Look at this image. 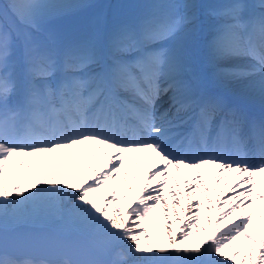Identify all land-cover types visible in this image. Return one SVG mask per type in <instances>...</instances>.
Masks as SVG:
<instances>
[{"label":"snow or ice","instance_id":"snow-or-ice-1","mask_svg":"<svg viewBox=\"0 0 264 264\" xmlns=\"http://www.w3.org/2000/svg\"><path fill=\"white\" fill-rule=\"evenodd\" d=\"M68 7L48 0L0 3V264H38L9 253V220L26 208L66 210L106 247L119 249L106 264H264V223L257 228L253 222L254 215L264 220L257 208V201L264 207V118L247 117L185 78L186 39L196 19L189 6H151L103 37L34 35L52 9ZM209 14L218 21L210 60L244 61L218 67L217 78L247 81L264 99V10L252 12L245 0H227L211 6ZM158 101L169 105L159 115ZM66 152V165L45 170L50 156ZM14 157L28 158V167L21 159L24 175L10 182L5 169ZM36 157L43 158L39 166ZM126 159L136 161L138 190ZM34 169L40 174L25 185ZM205 169L217 187L226 182L220 195L231 196L218 198L226 210L214 221L204 216L199 226L200 211L210 209L201 201L192 211L191 202L200 194L213 203ZM173 170L190 175L180 182ZM9 171H17L14 164ZM118 177L124 178L121 195ZM158 211L165 224L153 241L145 222Z\"/></svg>","mask_w":264,"mask_h":264},{"label":"bare ground","instance_id":"bare-ground-1","mask_svg":"<svg viewBox=\"0 0 264 264\" xmlns=\"http://www.w3.org/2000/svg\"><path fill=\"white\" fill-rule=\"evenodd\" d=\"M52 0H48L50 2ZM264 9H261L260 6H252L251 10L252 12H260ZM106 32H108V28L106 27ZM214 35V34H213ZM213 35L209 37L208 40V45L209 42L212 40ZM202 74H197V78L195 81H191V75L185 77L189 81L193 82V84L200 83L201 88L202 85L205 83V80L208 81L210 87H204L202 93L205 95H214V96H222L224 99L229 100V104H232L231 102H235L240 105H244L247 110L253 114L249 106L252 107L255 110H260V112H264V99L261 98L260 93L258 89H250L248 87V82L247 81H232V80H227V79H218L216 76L217 68H231L234 65L242 64L244 61L242 60H230L226 62H222L219 65L214 64L209 57L208 54H204L202 56ZM171 94L169 93V96ZM224 95L227 97L225 98ZM164 99H167L166 97ZM169 105L168 104H161V102L158 101L157 107H158V113L162 112L164 108H167ZM230 107L236 108V105H231ZM240 108V107H237ZM243 111V109H242ZM256 115V114H253ZM258 116V115H256ZM253 117V116H252ZM258 120V119H257ZM180 155H183V152L178 153ZM23 159L25 162V168L28 167L27 164V159L24 157H14L13 160L10 162L9 168L5 169L6 176H8L9 181L11 182L12 180L18 178L20 175H24V169H21L19 167V162L20 160ZM37 166H39L43 162L42 157H36L34 158ZM70 159L69 153H64L60 156L53 155L48 158V161L45 164V170H47L50 166L54 165L57 162H61L62 164H67V161ZM76 160L80 159L79 152L77 151L76 153ZM15 165L17 171L15 173H10L9 169L11 168L12 165ZM140 164V169L141 171L144 170L146 167L145 162L141 160L139 162ZM126 166L129 171V180L133 183V187L135 190H138L139 184L135 178L134 175V170L136 167V161L132 159H126ZM53 174H55V168L52 167ZM205 172V179L208 181V187L211 190L212 193V204H208V199L207 197L198 194L197 199L195 201H192V205L194 206L192 208V211H198L199 209L195 207L199 202H203V207L210 209L209 211H200V216H201V221L199 226H203L206 222L203 220L204 216H210L213 218V221L216 218L217 212L218 211H224L226 210L225 207H220L218 204V198L219 199H227L228 197L231 196V192L229 191L226 195L221 196L220 194L223 192L225 188L226 182H222L219 187H217L210 178L209 171L207 169L204 170ZM35 169L33 172L28 173V179L25 181V185H27L36 175H39ZM173 177L177 180L182 182L183 179H185L188 175H190V172L188 170H185V175H181L180 173H176L174 170L172 171ZM123 177H118L116 184L118 186V195L123 194L125 191V186L123 185ZM113 181H109V184H112ZM183 186V185H182ZM169 191H171L170 186ZM242 190V189H241ZM171 196L169 195V206L171 207ZM185 204L188 203L187 200L184 201ZM257 208L260 209L261 211H264V207H262L259 202L257 201ZM9 213L10 216L13 213V209L11 206H9ZM190 212H184L182 213L183 216H190ZM239 213H237L238 215ZM30 217V219H28ZM234 218V217H233ZM254 226L258 228V226L261 223H264V220H261L259 216L254 215ZM36 224L38 226V230H35L34 232H31L32 230H27V226L30 224ZM64 223H66L69 226H72V224H77L78 227H80V233L82 235L87 236V243L86 245L95 247V251L97 252V256L101 257L102 259H99L98 263L95 264H106V262L112 260L115 257V253L119 250L116 248H108L105 246L103 239L97 236H94L87 232L81 225H79L77 222H75L67 213L66 210L56 212L55 210H48L45 208H26L23 210H18L16 212V219L9 220L8 227H13L11 229H8L7 234H20V233H27L29 232V236H44L46 241L50 245V249L54 253L52 255L54 258L49 259L46 257H36V256H24L20 258H29L31 260L37 261L38 264H62L64 261H74V260H89L86 258L85 253H83L82 250H74L75 248L65 239V236H67L69 233L68 230H65L63 226ZM148 227H149V232L152 234V239L155 241L158 238V235L163 232V226L165 224V221L163 220V214L162 212H156L153 213L152 217L149 218L145 222ZM169 226L176 227L177 229L183 227L182 222H176L173 224L171 221L168 222ZM211 227V225H209ZM222 227V225H221ZM25 228V229H24ZM63 233V235L59 234ZM37 233V234H36ZM258 235V232L256 233ZM163 240L166 242L167 237L164 236ZM83 247L85 245L82 243L81 244ZM16 254V253H15ZM107 257V258H104ZM42 260H41V259Z\"/></svg>","mask_w":264,"mask_h":264},{"label":"rangeland","instance_id":"rangeland-1","mask_svg":"<svg viewBox=\"0 0 264 264\" xmlns=\"http://www.w3.org/2000/svg\"><path fill=\"white\" fill-rule=\"evenodd\" d=\"M129 0H52L50 3L52 4H60V5H69L72 7L68 8H55L52 9L50 12V15L42 22L41 24V30L39 32L34 33V35L38 39H45L48 35H54L59 39L62 40H68V38H65L67 34H69V26H70V20L75 15H82L85 12L90 11V15L88 16V22L86 23V27L88 28V31L86 32L88 35V32L96 33L97 31H101V34L103 33V24L106 20L107 10L110 7L112 12H121L122 18L119 20H123L124 23L129 22L128 17L125 16L124 12L126 10V6ZM146 1V0H143ZM156 3L155 5L151 2ZM163 2H160V0H148L147 2V11L150 10L151 6H160L165 4H171V3H177V4H185L189 7L186 9V11L189 14H192L195 16V24L194 29L197 28L193 33H196V41H198L197 44L198 47L193 52H188V58L191 60V62H194V64H199L198 56H201L203 52H206V54L209 53V50H207V40H209V37L213 35L214 28L216 24L218 23L217 19L209 14V8L211 6H215L218 4V2L224 1V0H210V1H204V0H161ZM4 2V0H3ZM160 3V4H158ZM69 12L72 13L70 16L67 14ZM145 12V11H144ZM67 15V17H66ZM56 16V17H55ZM63 17V18H62ZM71 17V18H69ZM59 18V19H56ZM118 20V21H119ZM117 21V22H118ZM113 22V19H112ZM132 22V21H131ZM203 25V26H202ZM79 26L83 29L84 27L82 23H79ZM115 26V25H113ZM201 27V29H200ZM106 29V27H105ZM200 29V30H199ZM73 30H71L72 33ZM109 31V29H108ZM190 33V34H191ZM188 37H192L190 35ZM65 35V37L63 36ZM67 35V37H69ZM64 37V38H62ZM83 37H85V34H83ZM30 219V217H28ZM32 225L31 223H29ZM29 225V226H30ZM36 225V224H34ZM37 226V225H36ZM64 229L65 230H76L78 232H75L80 238L79 240H76L74 238L68 237L65 239L75 248L74 250H82L83 253H85L86 258L90 261H93L95 263H98L99 259H102L101 257L97 256V252L95 251V247H91L86 245L87 243V236L82 235L80 231V227H78L77 224H72V226L67 225L64 223ZM28 227V226H27ZM13 227H8V229H11ZM25 229V228H24ZM33 229L31 232H34ZM9 233V232H8ZM37 234V233H36ZM59 234L63 235V233ZM8 239L10 241V247H9V253L16 256H36V257H44V258H54L52 255L54 253L50 249L49 243L46 241L44 236H29V232L27 233H20V234H7ZM45 239V242H44ZM17 242L19 245H21L18 248L11 247V242ZM46 243V244H45ZM84 244L85 247H83L81 244ZM16 253V254H15ZM104 258H107L104 256ZM41 259V258H40ZM42 260V259H41Z\"/></svg>","mask_w":264,"mask_h":264}]
</instances>
